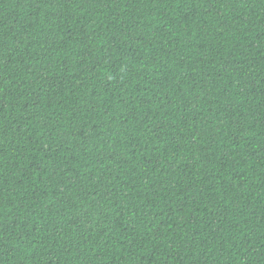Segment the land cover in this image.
<instances>
[{"label":"trees","instance_id":"1","mask_svg":"<svg viewBox=\"0 0 264 264\" xmlns=\"http://www.w3.org/2000/svg\"><path fill=\"white\" fill-rule=\"evenodd\" d=\"M0 264H264V0H0Z\"/></svg>","mask_w":264,"mask_h":264}]
</instances>
